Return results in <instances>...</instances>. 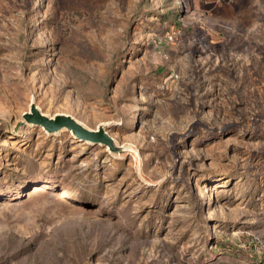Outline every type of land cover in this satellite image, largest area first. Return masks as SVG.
Masks as SVG:
<instances>
[{"label": "rangeland", "instance_id": "obj_1", "mask_svg": "<svg viewBox=\"0 0 264 264\" xmlns=\"http://www.w3.org/2000/svg\"><path fill=\"white\" fill-rule=\"evenodd\" d=\"M0 264H264V0H0Z\"/></svg>", "mask_w": 264, "mask_h": 264}, {"label": "water", "instance_id": "obj_2", "mask_svg": "<svg viewBox=\"0 0 264 264\" xmlns=\"http://www.w3.org/2000/svg\"><path fill=\"white\" fill-rule=\"evenodd\" d=\"M24 118L30 123L42 126L49 133L59 132L66 128L79 139L94 143L102 142L108 144L113 150L118 149L103 126H99L96 130L89 129L67 114H56L54 117H50L41 112L34 102L31 104L30 110L24 113Z\"/></svg>", "mask_w": 264, "mask_h": 264}, {"label": "bare ground", "instance_id": "obj_3", "mask_svg": "<svg viewBox=\"0 0 264 264\" xmlns=\"http://www.w3.org/2000/svg\"><path fill=\"white\" fill-rule=\"evenodd\" d=\"M261 36H262L261 33L258 34V35H255V36H254V39H256L257 37H261ZM254 39H253V40H254ZM252 43H254V42L252 41ZM257 44H258V43H256V45H257ZM257 50H258V48H257ZM63 114H64V113H63ZM77 121L80 122V123H81L82 125H84L85 127H87V125H86L84 122H82V121H80V120H78V119H77ZM132 122L134 123V120H133V119H132L131 123H132ZM98 127H99V126H98ZM87 128H88V127H87ZM38 187H39L38 185H35V189H34V190H38V189H39ZM206 192H207V191H206ZM208 198H209V196L207 197V199H208Z\"/></svg>", "mask_w": 264, "mask_h": 264}]
</instances>
